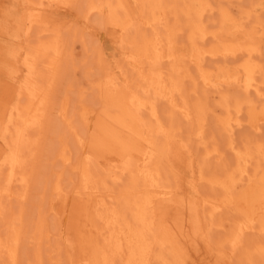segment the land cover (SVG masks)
<instances>
[{
  "label": "rangeland",
  "instance_id": "obj_1",
  "mask_svg": "<svg viewBox=\"0 0 264 264\" xmlns=\"http://www.w3.org/2000/svg\"><path fill=\"white\" fill-rule=\"evenodd\" d=\"M104 1L0 0V264H264V0Z\"/></svg>",
  "mask_w": 264,
  "mask_h": 264
},
{
  "label": "bare ground",
  "instance_id": "obj_2",
  "mask_svg": "<svg viewBox=\"0 0 264 264\" xmlns=\"http://www.w3.org/2000/svg\"><path fill=\"white\" fill-rule=\"evenodd\" d=\"M109 1L110 0H106V1H104L103 2V6H102V8L103 9H105V11H103L104 12V14H106L105 16H107L108 18H112V11L114 10V9H112L111 10V8H110V3H109ZM141 1V0H140ZM197 1V4H199V6L201 7V9H203V10H205V9H208L209 8V5L208 4H206V2L205 1H201V0H196ZM155 5V4H154ZM111 6H112V4H111ZM160 8V7H159ZM91 11V10H90ZM197 11V10H196ZM200 11V10H199ZM101 13H102V9H101ZM113 14H115L114 12H113ZM225 14H228V13H225ZM223 15L221 18V20H222V22H224V21H226V22H230V23H234L233 22V20H230V18H229V15ZM106 17V18H107ZM119 17V16H118ZM149 17H152L151 18V20H150V22L151 21H157L158 19H157V17H156V15L155 14H153V16H149ZM110 20V19H109ZM118 21V20H117ZM120 24V26H126V25H128V21L127 20H122L120 23H117L116 25H119ZM148 26H149V22H147L146 23ZM198 30V29H197ZM153 35V34H152ZM145 40V39H144ZM156 38H153V39H150V40H146L145 41V43H144V46H143V48L141 49V51H139V54H138V57L141 59V58H149L150 57V55H151V52H152V50L153 49H155V48H157V47H155L156 46ZM141 45V44H140ZM160 48V47H159ZM159 50H161V49H159ZM157 51H158V49H157ZM250 66V65H249ZM252 66V65H251ZM252 67H254V66H252ZM247 68V67H246ZM249 68V67H248ZM247 68V70L245 71L246 72V74H249V73H251V71L249 70ZM201 69V68H200ZM249 70V71H248ZM150 71V70H149ZM201 71H203V70H201ZM151 72V71H150ZM154 72V71H153ZM141 73V72H140ZM148 73V72H147ZM146 76H148V75H146ZM150 76H152V75H150ZM162 76V75H161ZM157 77V76H156ZM160 77V76H159ZM162 78V77H161ZM249 78V77H248ZM160 79V78H159ZM164 81V80H163ZM159 82V81H158ZM165 83V82H164ZM157 84V83H156ZM174 87V86H173ZM250 87V86H249ZM161 88V87H160ZM248 89V88H247ZM156 90H157V88H156ZM161 90V89H160ZM163 91V90H162ZM161 92V91H160ZM163 93V92H162ZM167 93V92H166ZM162 95V94H161ZM170 96V95H169ZM172 96V95H171ZM162 97H163V95H162ZM173 97V96H172ZM164 99H165V97H164ZM138 100V99H137ZM171 100V99H170ZM171 102V101H170ZM172 104V103H171ZM178 104V102L175 104V105H177ZM180 106H182V104L181 105H179V107ZM65 107V106H64ZM175 107V106H174ZM176 107H178V106H176ZM179 109H181V108H179ZM185 109V108H184ZM184 109L182 108V111H181V113L182 112H185L184 111ZM250 109H252V108H250ZM64 110V109H63ZM177 110H178V108H177ZM258 110V109H257ZM190 112V111H189ZM255 112V111H254ZM64 113V112H63ZM89 113V112H88ZM176 113V112H175ZM29 114V113H28ZM82 114V113H81ZM190 114V113H189ZM14 116H15V114H14ZM18 116V115H17ZM90 116V115H89ZM191 116V115H190ZM22 117H24V116H22ZM27 117H29V115L27 116ZM65 117V116H64ZM189 117V116H188ZM187 117V118H188ZM254 117H255V115H254ZM191 118V117H190ZM65 120V119H64ZM226 121V120H225ZM32 122H33V120H32ZM224 122V121H223ZM36 123V122H35ZM66 124V123H65ZM18 125V124H17ZM68 125V124H67ZM22 126H24L26 129H27V131L30 129V127L32 128V124H31V121L30 120H28L26 117H24V119L22 120ZM8 127H10L11 128V126H8ZM18 128V127H17ZM15 127H14V130L13 131H15ZM21 130V129H20ZM7 132H8V130H7ZM11 132H12V129H11ZM16 132V131H15ZM14 132H12V134H13ZM17 133H19V132H17ZM4 135H5V133H4ZM19 135H23L22 133L21 134H19ZM8 136V135H7ZM12 137H14V134L12 135ZM22 137V136H21ZM21 137H19V140L21 141ZM9 138V137H8ZM25 139V138H24ZM3 140H4V138H3ZM5 140H7V139H5ZM9 140V139H8ZM15 140V139H14ZM19 140H15V141H19ZM4 142V141H3ZM22 142V141H21ZM256 142V141H255ZM5 143V146H6V150H7V153L5 154V156L3 157V164L4 165H7V167H9L10 168V172L9 173H5L6 174V179H5V183H6V180H7V185L10 187V185H11V183H12V181H14L15 179H14V176L18 173V171H19V169L18 168H22L23 166H22V164L24 163H22V161L20 160V156L19 155H17L18 153L16 152V151H18V147H16L17 148V150H15V151H13V150H11L12 148H13V146H15V143H14V141H6V142H4ZM24 142H22V144H21V147L24 145L23 144ZM20 144H18V145H20ZM255 144V143H254ZM257 144V143H256ZM261 143H259V144H257L256 146H255V149H254V153H253V155L254 156H252L251 154L252 153H249V151L247 150V149H244V150H247V151H241V152H243V153H241V154H238L237 156H236V161L235 162H237V164H242L243 166H249L250 164H252V160H253V158H256V161H257V164L259 163V162H264V146H262V145H260ZM15 148V147H14ZM13 148V149H14ZM254 148V147H253ZM63 149H64V147H63ZM249 149V148H248ZM20 150V149H19ZM58 150H60V149H58ZM66 150V149H65ZM22 151V150H21ZM20 153V152H19ZM236 153V152H235ZM240 153V152H239ZM56 154H59V153H56ZM60 154H62V153H60ZM66 153H64V155H62V162H64V161H67L68 162V160H69V158L70 157H67V155H65ZM67 154H69L68 152H67ZM22 155V154H21ZM57 156V155H56ZM70 156V155H69ZM82 156V155H81ZM23 159V158H22ZM54 159V158H53ZM4 165H2L3 167H5ZM242 166V167H243ZM79 171L80 172H78V174H79V176L81 175V180L83 181V183L84 184H87L88 183V181L89 180H92V179H90L91 178V175H90V172H89V170H88V167H87V165H86V163L84 162V161H81V163H80V165H79ZM139 168V167H138ZM5 169H7L6 167H5ZM16 169H18V171L16 170ZM258 169V168H257ZM2 170H3V168H2ZM2 170H1V172H2ZM143 170V169H142ZM16 171H17V173H16ZM22 170H20V172H21ZM257 171V170H256ZM144 173H146V172H144L143 171V174H142V177H143V175H144ZM130 174H133V173H130ZM141 174V173H140ZM148 175V174H147ZM17 176V175H16ZM19 176H20V174H19ZM19 176H18V178H19ZM25 176V175H24ZM24 176H23V178H24ZM141 176V175H140ZM135 178V177H134ZM138 178H139V176H138ZM255 179V178H254ZM145 180V179H144ZM231 181H233L234 179H230ZM211 181V180H210ZM209 181V182H210ZM225 181V180H224ZM223 181V182H224ZM227 181V180H226ZM251 181V180H250ZM91 182H93V181H91ZM146 182H148V179H147V181ZM219 182V181H218ZM222 182V183H223ZM58 183V182H57ZM55 184V185H59V184ZM150 183V182H149ZM211 183V182H210ZM230 183V182H229ZM233 183V182H232ZM143 184V183H142ZM216 184V183H215ZM145 185H146V183H145ZM151 185V184H150ZM227 185H228V182H227ZM23 186H24V184H23ZM148 186H149V184H148ZM9 187H7V188H9ZM25 187H27V184L25 185ZM221 187V186H220ZM128 189V188H127ZM249 190V189H248ZM247 190V191H248ZM3 191V190H2ZM9 189H6V190H4L3 191V195L4 196H7L8 198H9V195H10V193H9ZM54 191H55V193L57 194V193H59L60 192V188H54ZM92 191V190H91ZM227 191V190H226ZM52 192H53V190H52ZM123 194V193H122ZM3 195H0V199H1V196H3ZM142 197V196H141ZM161 197V196H160ZM141 199H143V197L141 198ZM2 200V199H1ZM8 201V200H7ZM140 201V200H139ZM4 202H5V200H4ZM6 203V202H5ZM4 203V204H5ZM2 204V203H1ZM128 204V203H127ZM133 204L135 205V207L132 209L133 210V212H134V218H136L135 220H137V219H141V218H139V216H140V214H141V216L143 217V213H142V211H141V213H140V208L142 207V206H139V203H136L135 204V202H133ZM141 204V203H140ZM146 204V203H145ZM5 206H6V204H5ZM7 207V206H6ZM146 208V207H145ZM5 209V208H4ZM21 209V208H20ZM149 209V208H148ZM141 210H144L143 209V207H142V209ZM5 211V210H4ZM1 213H2V211H1ZM5 214V213H4ZM2 215V214H1ZM15 217V216H14ZM144 218L145 217H143V219L142 220H144ZM249 218H251V217H249ZM252 218H253V216H252ZM256 219V218H255ZM0 220H1V218H0ZM23 220V219H22ZM22 220H20V222L22 221ZM250 220V219H249ZM17 221V220H16ZM252 221V220H251ZM10 222V221H9ZM13 222H15L14 220H13ZM2 223H4V222H2ZM1 223V224H2ZM11 223V222H10ZM10 223H7V225L8 224H10ZM18 224H16V225H20L19 224V222H17ZM245 223H246V221L244 222V224L243 225H245ZM248 223V222H247ZM252 223V222H251ZM250 223V224H251ZM13 224V223H12ZM11 224V226H5L6 227V229L9 227H12L13 228V225ZM249 223L247 224V225H245V226H248V225H250ZM4 225H5V223H4ZM14 225H15V223H14ZM245 226H243V227H245ZM21 227H22V225H21ZM248 228V230H250L251 229V226H249V227H246V229ZM14 230H16L17 229V227H16V229L15 228H13ZM4 231V230H3ZM10 231V230H9ZM21 231V230H20ZM239 231H240V229H239ZM11 232H14V231H12L11 230ZM11 232H8V233H10V235H12L11 234ZM15 233V232H14ZM22 233V232H21ZM237 235V234H236ZM7 238V237H6ZM6 238H5V241H6ZM21 238V237H20ZM3 239V238H2ZM1 239V240H2ZM9 239V238H8ZM8 239H7V241H8ZM11 240H13V239H10V241ZM3 242H2V244L4 243V240H2ZM12 243H13V241H12ZM16 243V242H15ZM7 246L9 247V246H11V247H13V245H10L11 243H8L7 242ZM4 245V244H3ZM2 245V246H3ZM1 246V247H2ZM6 245H4V248H6V250H7V246L5 247ZM11 247H9L10 248V251H11ZM15 247V246H14ZM140 248V247H139ZM14 249H16V248H14ZM259 249H260V247H259ZM263 249H264V247H263ZM262 249V250H263ZM2 250V249H1ZM5 250V251H6ZM17 250V249H16ZM10 251L9 250H7L6 252H7V254H9L10 253ZM141 251H142V249H141ZM140 251V252H141ZM137 253H139V252H137ZM259 253H260V251H259ZM14 254H15V252H14ZM10 255L11 254H9V258H10V263L12 262V260H11V257H10ZM13 255V254H12ZM18 255V254H17ZM7 256V255H6ZM15 256V255H14ZM8 258V257H7ZM14 261V260H13ZM6 262V261H5ZM9 263V264H10ZM71 263V262H70ZM129 263H130V261H129ZM5 264H8V263H5ZM16 264V263H15Z\"/></svg>",
  "mask_w": 264,
  "mask_h": 264
}]
</instances>
